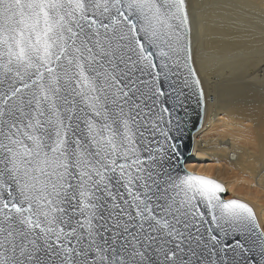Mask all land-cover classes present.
I'll return each mask as SVG.
<instances>
[{"label":"snow or ice","instance_id":"obj_1","mask_svg":"<svg viewBox=\"0 0 264 264\" xmlns=\"http://www.w3.org/2000/svg\"><path fill=\"white\" fill-rule=\"evenodd\" d=\"M205 9L264 31V0H0V264H264L253 207L174 143Z\"/></svg>","mask_w":264,"mask_h":264},{"label":"bare ground","instance_id":"obj_2","mask_svg":"<svg viewBox=\"0 0 264 264\" xmlns=\"http://www.w3.org/2000/svg\"><path fill=\"white\" fill-rule=\"evenodd\" d=\"M224 2L259 5L261 0H192L197 9L201 4ZM205 11L209 31L196 54V66L204 83L207 104L184 166L190 172L221 182L228 197L247 200L259 222L264 224V31L261 20L258 15L251 19L242 11ZM222 75L228 77L230 86L226 98H221L214 85V80ZM244 170L252 185H241L234 178L235 172ZM221 173L228 174L226 180L220 177Z\"/></svg>","mask_w":264,"mask_h":264},{"label":"water","instance_id":"obj_3","mask_svg":"<svg viewBox=\"0 0 264 264\" xmlns=\"http://www.w3.org/2000/svg\"><path fill=\"white\" fill-rule=\"evenodd\" d=\"M181 115L185 117L183 130L178 134L177 139L174 141V143H176L178 146V153H179L178 159L180 161L181 170L184 172H190V171L186 170V168L184 166V162H185L186 158L191 154V151H192L193 134L202 125L203 115H204V107L202 108V107L198 106L196 98L193 97L188 102V112L186 114L182 113ZM174 135H176V134L174 133ZM190 173H193V172H190ZM193 174H196V173H193ZM196 175H199V174H196ZM202 176H204V175H202ZM205 177H208V176H205ZM208 178H211V177H208ZM211 179L216 180L214 178H211ZM216 181L219 182L218 180H216ZM219 183H221V182H219ZM223 187H224V185H223ZM224 196H225V193L223 194V198H224ZM230 199H237V198H230ZM237 200H239V199H237ZM240 201H242V200H240ZM242 202H244V201H242Z\"/></svg>","mask_w":264,"mask_h":264},{"label":"rangeland","instance_id":"obj_4","mask_svg":"<svg viewBox=\"0 0 264 264\" xmlns=\"http://www.w3.org/2000/svg\"><path fill=\"white\" fill-rule=\"evenodd\" d=\"M228 77L225 75H222L214 80V85L218 87V94H221V98H226L230 94V86ZM220 128H223L222 126H219ZM228 176L227 173H221L220 177L226 180V177ZM234 178L241 184V185H252V180L250 179L248 172L246 170L244 171H238L233 174ZM224 198H235V197H228L227 192H225ZM242 199V198H240ZM243 201L247 202L251 207H253L247 200L242 199ZM254 210V208H253ZM255 211V210H254ZM256 213V212H255ZM258 218V217H257ZM259 221V219H258ZM261 224V228H264V224Z\"/></svg>","mask_w":264,"mask_h":264}]
</instances>
